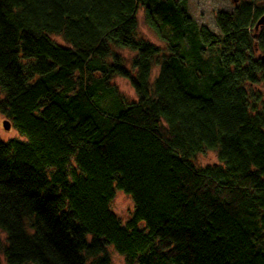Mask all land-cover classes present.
Here are the masks:
<instances>
[{
	"label": "trees",
	"instance_id": "obj_1",
	"mask_svg": "<svg viewBox=\"0 0 264 264\" xmlns=\"http://www.w3.org/2000/svg\"><path fill=\"white\" fill-rule=\"evenodd\" d=\"M187 1L0 0V113L20 135L0 138L6 264H111L108 246L127 264H264V0L219 11V34ZM141 8L165 48L138 37Z\"/></svg>",
	"mask_w": 264,
	"mask_h": 264
},
{
	"label": "rangeland",
	"instance_id": "obj_2",
	"mask_svg": "<svg viewBox=\"0 0 264 264\" xmlns=\"http://www.w3.org/2000/svg\"><path fill=\"white\" fill-rule=\"evenodd\" d=\"M238 0H188L187 8L189 13L192 15L194 20L199 26H207L214 33L219 34L220 30L215 22V16L219 11L232 12ZM138 17V32L137 35L141 39L147 40L159 47L165 48V43L161 41L156 34L145 24L144 21V10L141 8L137 13ZM58 42H62L61 38L58 36H53ZM256 47H259L258 42H256ZM117 51L123 55L125 59V65L128 69H131V60L136 53L132 52L127 48H117ZM264 53V49H259L256 53L257 57H261ZM159 72V66L154 65L151 75V83L154 82L156 76ZM113 83L117 85L119 90L125 95L129 101H137V95L132 87L130 81L123 77H115ZM257 92H261L264 98V85L259 84L255 89ZM4 120H9L4 115L0 113V138L7 141L11 138L20 137L18 131L11 126L10 129H5L3 126ZM10 121V120H9ZM218 151L217 150H207L204 153L198 155V162L201 165L217 163ZM111 209L117 214L121 219L122 223L125 224L133 215L134 202L132 198L123 191L116 190V195L111 202ZM140 226H144L141 222ZM90 239V237H89ZM6 241V234L0 231V259L3 261V255L1 252V247ZM109 255L111 257V264H127L124 257L119 255L113 246H108ZM3 264L6 262L3 261Z\"/></svg>",
	"mask_w": 264,
	"mask_h": 264
},
{
	"label": "water",
	"instance_id": "obj_3",
	"mask_svg": "<svg viewBox=\"0 0 264 264\" xmlns=\"http://www.w3.org/2000/svg\"><path fill=\"white\" fill-rule=\"evenodd\" d=\"M262 21H263V17L258 20L256 26ZM261 59H262V61H264V53L262 54ZM3 126H4L5 129L8 130V129L11 128L12 124H11V122L9 120H4Z\"/></svg>",
	"mask_w": 264,
	"mask_h": 264
},
{
	"label": "flooded vegetation",
	"instance_id": "obj_4",
	"mask_svg": "<svg viewBox=\"0 0 264 264\" xmlns=\"http://www.w3.org/2000/svg\"><path fill=\"white\" fill-rule=\"evenodd\" d=\"M263 17V21L262 22H260L257 26H255V30H256V32H258V31H261V30H263L264 29V13H263V15L261 16V18ZM258 22V21H257ZM257 24V23H256Z\"/></svg>",
	"mask_w": 264,
	"mask_h": 264
}]
</instances>
